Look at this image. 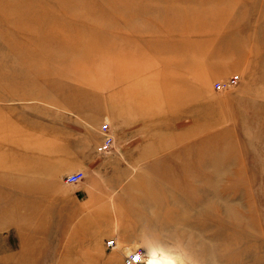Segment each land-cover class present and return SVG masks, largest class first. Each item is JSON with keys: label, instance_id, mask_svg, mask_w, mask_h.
<instances>
[{"label": "rangeland", "instance_id": "obj_1", "mask_svg": "<svg viewBox=\"0 0 264 264\" xmlns=\"http://www.w3.org/2000/svg\"><path fill=\"white\" fill-rule=\"evenodd\" d=\"M44 105L99 134L76 184L27 169ZM131 249L264 264V0H0V264Z\"/></svg>", "mask_w": 264, "mask_h": 264}, {"label": "crops", "instance_id": "obj_2", "mask_svg": "<svg viewBox=\"0 0 264 264\" xmlns=\"http://www.w3.org/2000/svg\"><path fill=\"white\" fill-rule=\"evenodd\" d=\"M113 99V102H116L115 97ZM117 102L120 104V100ZM130 111V106H128V114ZM39 115L40 119L37 124L41 126V131H35L34 134H31L33 135L31 138L40 140L29 144L32 146L31 152L24 154L27 169L29 166L32 172L50 171L51 187H57L61 186L59 180L66 174L77 170L89 173L98 166L100 159L97 153V146L100 143L99 134L87 130L84 127V120L80 121L78 120L80 117L70 114H57L52 105L51 107L40 106ZM172 121L176 122L178 118L176 117ZM26 144L28 145V143ZM39 145L48 147L46 155L41 156L37 154V151H34ZM33 185L38 186L39 184Z\"/></svg>", "mask_w": 264, "mask_h": 264}, {"label": "built area", "instance_id": "obj_3", "mask_svg": "<svg viewBox=\"0 0 264 264\" xmlns=\"http://www.w3.org/2000/svg\"><path fill=\"white\" fill-rule=\"evenodd\" d=\"M239 81V76L238 75H234L231 76L229 79L225 80V81H220L217 82L214 85V88L217 91H223L226 90L227 88L233 87L235 86ZM110 129V124L108 122H105L102 125V142L99 146V151L101 153H105L108 152L113 144V136L111 135V133L109 132ZM85 177V172L82 170H78L75 173H72L70 175H68L65 178V182L67 184H76L80 181L83 180V178ZM116 240L115 239H110L106 242V246L108 248H112L115 246ZM141 253V254H140ZM129 255L131 256H127L125 259V264H143L144 260V255L141 251H137L134 253H130ZM136 257H139L140 259L137 261Z\"/></svg>", "mask_w": 264, "mask_h": 264}, {"label": "bare ground", "instance_id": "obj_4", "mask_svg": "<svg viewBox=\"0 0 264 264\" xmlns=\"http://www.w3.org/2000/svg\"><path fill=\"white\" fill-rule=\"evenodd\" d=\"M231 88V87H230ZM131 253H134L135 251H130ZM141 254V253H140ZM144 255V254H143ZM128 256V255H127ZM144 260H145V255H144ZM143 264H165V261H163V259H153V260H149V261H144Z\"/></svg>", "mask_w": 264, "mask_h": 264}, {"label": "snow or ice", "instance_id": "obj_5", "mask_svg": "<svg viewBox=\"0 0 264 264\" xmlns=\"http://www.w3.org/2000/svg\"><path fill=\"white\" fill-rule=\"evenodd\" d=\"M140 258L139 257H136V260L138 261Z\"/></svg>", "mask_w": 264, "mask_h": 264}]
</instances>
